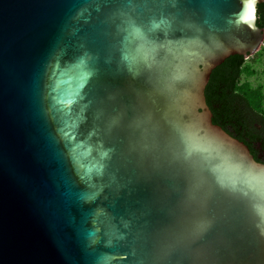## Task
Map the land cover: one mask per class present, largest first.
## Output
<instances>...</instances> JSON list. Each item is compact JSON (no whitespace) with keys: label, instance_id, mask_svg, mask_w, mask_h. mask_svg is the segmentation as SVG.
<instances>
[{"label":"water","instance_id":"1","mask_svg":"<svg viewBox=\"0 0 264 264\" xmlns=\"http://www.w3.org/2000/svg\"><path fill=\"white\" fill-rule=\"evenodd\" d=\"M262 3L0 0V264H264V164L205 98Z\"/></svg>","mask_w":264,"mask_h":264},{"label":"trees","instance_id":"2","mask_svg":"<svg viewBox=\"0 0 264 264\" xmlns=\"http://www.w3.org/2000/svg\"><path fill=\"white\" fill-rule=\"evenodd\" d=\"M256 16L257 26L264 28V3L257 6ZM243 66V57H229L212 71L205 88L206 103L213 115L212 122L221 126L222 129L226 128L225 124L244 128L243 118L248 104L249 108L254 110L247 96L234 93L243 72ZM235 104H237L238 110L235 108ZM238 140L242 141L243 139L239 136ZM259 141L264 151V137H261Z\"/></svg>","mask_w":264,"mask_h":264},{"label":"rangeland","instance_id":"3","mask_svg":"<svg viewBox=\"0 0 264 264\" xmlns=\"http://www.w3.org/2000/svg\"><path fill=\"white\" fill-rule=\"evenodd\" d=\"M237 92L247 96L253 109L264 116V45L252 59L244 62Z\"/></svg>","mask_w":264,"mask_h":264},{"label":"flooded vegetation","instance_id":"4","mask_svg":"<svg viewBox=\"0 0 264 264\" xmlns=\"http://www.w3.org/2000/svg\"><path fill=\"white\" fill-rule=\"evenodd\" d=\"M263 45H264V41H263ZM254 55L249 56L247 59L243 58L244 62L252 59ZM234 93H238L237 88L234 91ZM240 95L244 96L243 94ZM235 108L238 110L237 104H235ZM247 108L248 109H246L243 118V122L245 124L244 128L238 126L233 127L232 125L230 126L225 124L226 128L223 130L237 140L238 137L240 136L243 139L241 142H243L248 147L254 159L257 162L264 164V151L262 150L261 142L259 141L261 137H264V116L250 109L249 104Z\"/></svg>","mask_w":264,"mask_h":264},{"label":"snow or ice","instance_id":"5","mask_svg":"<svg viewBox=\"0 0 264 264\" xmlns=\"http://www.w3.org/2000/svg\"><path fill=\"white\" fill-rule=\"evenodd\" d=\"M249 7H250V9L253 10V13H254V6H253L252 4H250ZM251 18H254V15H253L252 17H250V19H251ZM142 38H143L146 42H149V41H147V37H146V36H145V37H142ZM149 43H150V42H149ZM125 58L129 60V71H132V70L134 69L135 65L132 63L131 58H129V57H127V56H126ZM185 145H186L185 151H186L187 154L190 156V155H191V151H190V149L187 147V141H185ZM105 155H107V154H105ZM213 171H214V170H213ZM217 180L221 183L222 186H224V185H223V181H222V179H221L220 177H217ZM233 190H235V188H233ZM244 195H247V193H244ZM260 214H261L262 217H264V208H261V209H260ZM262 231H264V229H262Z\"/></svg>","mask_w":264,"mask_h":264}]
</instances>
